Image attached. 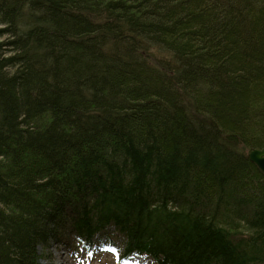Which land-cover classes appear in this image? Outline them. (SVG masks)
Listing matches in <instances>:
<instances>
[{"label": "trees", "instance_id": "16d2710c", "mask_svg": "<svg viewBox=\"0 0 264 264\" xmlns=\"http://www.w3.org/2000/svg\"><path fill=\"white\" fill-rule=\"evenodd\" d=\"M263 148L264 0H0V264H264Z\"/></svg>", "mask_w": 264, "mask_h": 264}, {"label": "rangeland", "instance_id": "374dc122", "mask_svg": "<svg viewBox=\"0 0 264 264\" xmlns=\"http://www.w3.org/2000/svg\"><path fill=\"white\" fill-rule=\"evenodd\" d=\"M48 249L49 258L44 260V262L48 264H76L75 260L67 253L64 247L51 243ZM99 251V253L95 252L90 264H106V260L112 258V253L107 252L109 253L107 254L104 252V249H99ZM130 262H134V264H145L143 259L137 256L131 257Z\"/></svg>", "mask_w": 264, "mask_h": 264}, {"label": "water", "instance_id": "95a60500", "mask_svg": "<svg viewBox=\"0 0 264 264\" xmlns=\"http://www.w3.org/2000/svg\"><path fill=\"white\" fill-rule=\"evenodd\" d=\"M248 158L264 173V148L250 150L248 153Z\"/></svg>", "mask_w": 264, "mask_h": 264}]
</instances>
